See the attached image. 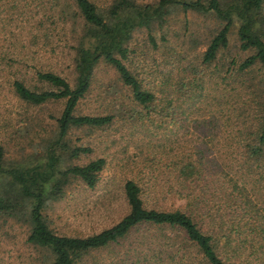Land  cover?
<instances>
[{
  "label": "rangeland",
  "instance_id": "obj_1",
  "mask_svg": "<svg viewBox=\"0 0 264 264\" xmlns=\"http://www.w3.org/2000/svg\"><path fill=\"white\" fill-rule=\"evenodd\" d=\"M92 1L105 14L114 0ZM157 1L135 0L138 4ZM220 1L225 6L236 0ZM258 19L254 28L263 29L264 9ZM224 22L214 13L184 11L175 6L162 23L155 21L149 28L136 27L127 41L129 49L124 61L143 86L159 91V95L163 94L161 87L171 86V90L178 91L177 101L187 110L186 114L198 118L190 123L189 131L193 134L189 132V139L181 137L173 143L172 152L167 145L171 139L160 137L164 132L156 125L155 116L149 117L155 119L152 122L141 105L136 106L111 64L103 59L97 62L91 85L75 112H111L115 114L114 120L101 127L69 128L66 142L90 150L76 157L61 150L60 167L82 164L97 156H104L106 165L94 186H88L80 177L69 176L58 195L46 198L43 213L54 231L83 236L117 222L129 210L124 194L127 178L135 179L141 186V197L147 207L185 208L188 204L197 217L200 205L195 204L204 201L193 204L190 191L186 190L189 187L179 192L174 174L164 161L186 154L184 150L195 144L192 136L199 137L196 143L208 149L200 158L201 184L211 205L221 206L216 222L238 225L247 232L246 225L243 227L246 220L234 199L230 200V206L225 194L231 191L233 182L239 184L246 179L244 185L250 187L252 181L238 149L255 142V133L249 131L255 132L263 117L256 101L264 97V65L257 61L246 71H236L239 61L254 49L240 47L241 19L234 12L227 46L219 47L210 62L202 61L208 41ZM82 30V18L74 0H0V149L4 169L46 161V148L56 137V118L65 102V99L38 104L26 101L14 91L12 80L17 76L30 86L38 85L35 69H50L73 84L77 74L76 42ZM222 75L226 78L222 79ZM140 113L143 118L137 120ZM187 126L185 121L179 133ZM157 142L165 143L164 150L153 146ZM152 147L156 154L151 153ZM162 151L173 155L166 157ZM252 173L254 178L264 176V169L260 166ZM13 190L9 176L0 173V191L12 194ZM26 208L23 203L15 215L0 214V264H48L52 260L47 249L27 240L30 225ZM165 231L142 225L118 242L83 252L74 264H152L148 246L155 249L161 243L163 246L167 239L161 237V232ZM241 235L244 234L236 239ZM177 240L172 237L169 246L161 248L165 257L162 264H176L175 259H168L167 251Z\"/></svg>",
  "mask_w": 264,
  "mask_h": 264
},
{
  "label": "trees",
  "instance_id": "obj_2",
  "mask_svg": "<svg viewBox=\"0 0 264 264\" xmlns=\"http://www.w3.org/2000/svg\"><path fill=\"white\" fill-rule=\"evenodd\" d=\"M74 1L83 25L76 42L77 74L74 83L71 84L64 76L50 69H35V78L40 83L38 85L30 86L17 76L12 80L14 91L26 101L38 104L47 100L65 99V102L61 114L56 118L58 127L56 137L46 148V161L29 167L4 169L0 149V173L9 176L14 188L12 194L0 191V214L15 215L23 203L27 204V220L30 225L27 240L49 251L52 260L48 264H74L75 259L83 252L118 242L142 225L166 230V233L161 232V237L165 236L167 239L163 246V243L156 246V249L148 246L154 260L152 264L164 263L165 257L161 254V248H167L166 245L169 246L168 242L172 237L175 241L178 238L179 240L177 243L173 242L174 246L167 251V257L175 259L176 264H264V176L254 178L252 173L260 166L264 169V97L256 101L259 111L263 113L261 122L257 124L255 132L249 131V134L255 133V142L245 143L238 149L243 162L247 163L250 170L249 177L252 179L250 187H245L246 179L239 184L233 182L231 191L225 194L228 197L226 202L230 206V200L234 199L241 217L246 220L243 227L246 225L247 232L238 225L224 224L220 220L216 222L221 206L211 205L201 184L203 162L200 158L208 149L196 143L199 137L192 136L190 139L195 144L184 150L186 154L164 161L174 174L175 188L182 192L183 188L192 186V189L186 190L190 191L193 204L204 201L195 204L200 205L197 217L188 204L185 208L181 205L162 209L147 207L141 197V186L133 178H127L124 183V194L129 210L117 222L97 232L83 236L57 233L50 227L43 213L46 198L58 195L69 176L80 177L88 186H94L99 179L100 170L106 165L105 157L97 156L82 164H71L64 169L60 167L61 150L71 157L90 150L89 147L70 146L66 142L65 136L69 128L101 127L111 124L114 120L115 114L111 112H75L79 100L91 85L94 67L100 59L114 67L122 86L129 89L133 102L137 103L136 106L141 105L148 118L155 116L156 125L164 132L160 137L167 141L171 139L166 143L172 152L174 148L170 146L174 145L173 143L181 137L189 139L187 136L191 132L189 131L191 120L198 121V118L192 119L191 113L186 114L187 110L177 101L180 97L176 94L177 90H171V86L161 87L160 91L163 94L159 95V91L144 87L129 69L124 59L127 58L129 49L127 41L132 31L143 25L149 28L155 21L162 23L170 8L175 6L181 7L184 11L192 9L214 13L225 22L208 41L202 53V61L210 62L216 57L219 47L228 44L227 33L234 12L241 19L238 28L240 47L254 49L253 53L244 57L235 67L236 71L241 73L257 61L264 65V28H254L259 20L258 14L264 9V0H236L225 6L220 0H158L155 4H138L135 0H114L106 15L98 10L92 0ZM221 78L226 77L222 75ZM166 81L168 82V78ZM142 118L143 114L140 113L137 120ZM149 119L155 121L153 118ZM185 121L188 126L179 133ZM164 145L165 143L157 142L153 146L164 150ZM162 152L166 157L173 155ZM151 153L156 154V149L152 147ZM240 234L244 235L236 239ZM249 235L251 237H248Z\"/></svg>",
  "mask_w": 264,
  "mask_h": 264
}]
</instances>
